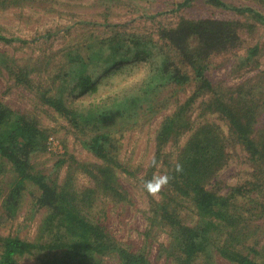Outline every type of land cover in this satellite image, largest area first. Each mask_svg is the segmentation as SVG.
Instances as JSON below:
<instances>
[{
    "label": "trees",
    "instance_id": "1",
    "mask_svg": "<svg viewBox=\"0 0 264 264\" xmlns=\"http://www.w3.org/2000/svg\"><path fill=\"white\" fill-rule=\"evenodd\" d=\"M16 1L0 0V4L8 7ZM194 1L184 0L178 9ZM205 1L245 19L185 18L172 27L160 23L148 35L116 34L97 49L89 46L92 50L85 55L69 51L70 69L65 67L57 79L71 78L72 83L60 86L57 94L49 86L35 83L32 74L36 68L23 66L0 51V68L15 85L36 92L44 106L64 116L74 137L100 161L79 163L72 154H65L55 164L57 172L69 167L62 183L57 172L38 170L34 158L47 152L51 133L33 114L14 110L0 99V172L3 169L12 175L2 204L4 214L13 218L26 193L34 196L33 191L37 195L32 207L47 211L34 240L0 234V264H22L23 260L29 264H107V259L118 264H162L153 254L156 242L157 256L164 257V264H218L217 258L231 264H264V77L260 85L246 81L225 87L208 76L217 56L232 57L244 46L245 33L253 35L259 26L264 28V14L225 0ZM256 1L264 5V0ZM0 41L28 42L1 33ZM247 51L239 68L258 69L262 48L257 44ZM141 62L146 72L132 82L134 93L100 104L78 103V99L98 93L102 84L113 82L117 74H137ZM189 87H193L190 97L165 117L156 134L154 159L174 179L163 188L160 199L151 200L143 243H122L93 210L100 195L119 200L126 196L118 169L127 170L118 160L117 136L140 119L161 113L167 105L161 108L160 103ZM200 98L199 117L216 116L226 128L214 121H193L192 112ZM186 134L190 137L180 150L167 151ZM62 141L69 149V141ZM239 151L253 167L252 179L223 193L220 172ZM177 162L183 165L181 173L174 171ZM73 169L87 174L93 186L80 187ZM157 171L151 163L144 181ZM161 232L167 233V243L158 241Z\"/></svg>",
    "mask_w": 264,
    "mask_h": 264
},
{
    "label": "rangeland",
    "instance_id": "2",
    "mask_svg": "<svg viewBox=\"0 0 264 264\" xmlns=\"http://www.w3.org/2000/svg\"><path fill=\"white\" fill-rule=\"evenodd\" d=\"M184 0H17L8 7L0 4V33L7 37H16L28 40L27 43L14 42L7 44L0 41V51L18 59V62L26 67L36 68L38 71L32 74L35 83L49 86L54 94L62 86L70 85L71 78L57 79L70 64L71 58L66 56L69 51H79L85 55L89 46L97 49L104 40L114 35L155 33L159 24L166 27L177 25L182 19L214 18L222 20L245 19L233 10L210 5L205 0H195L189 6L178 9V5ZM228 4L237 6H250L264 14V5L256 0H225ZM161 15H158V14ZM158 15V16H156ZM156 16V17H155ZM47 35H50L48 38ZM157 39V37L155 36ZM244 46L232 53V57L217 56L213 60V70L209 72V78L222 86L233 87L248 81L260 85L264 77V28L249 35H243ZM107 44V42H105ZM259 45L262 52L259 56L258 69H240L239 60L248 56V49ZM123 55L124 53H120ZM126 54V53H125ZM130 54H128L129 56ZM48 67L45 69V67ZM144 63L137 66L140 70L132 76H120L117 74L110 84H102L101 90L92 96L78 99V103L112 100L117 96L121 98L125 93H134L132 82L145 76ZM242 65V64H241ZM45 69V70H44ZM70 67H67V70ZM57 79V80H55ZM246 82V83H248ZM193 87L186 91L175 92L174 95H165L167 100L160 103L161 113L155 117L148 115L149 119H140L121 136H117L118 160L127 172L118 169V175L122 186L126 189L125 199L119 200L100 195L94 205V213L97 219L104 222L109 231L122 243L128 245H141L144 241L142 233L147 229L148 216L151 215L152 196L143 187L144 177L148 172L152 159L156 152V134L166 116L173 114L180 104H183L192 94ZM145 90V89H144ZM0 99L10 105L14 110L33 114L41 126L51 133L47 142L48 150L37 154L34 164L38 170L45 173H56V162L66 155L72 154L77 162L97 164L100 161L89 152L81 142L71 133L72 129L68 120L59 115L48 106H44L38 99L36 92L23 86L15 85L8 74L0 68ZM148 101V99L144 100ZM200 98L193 110V121L203 123L206 120L214 121L226 128L225 122L220 118L207 115L205 119L199 117L201 113ZM143 102V100H142ZM190 135L182 137L176 146L168 147V152L180 150L189 139ZM63 139L69 141V149L65 148ZM178 146V147H177ZM172 148V149H171ZM66 154V155H65ZM73 164V162H71ZM71 166V165H70ZM73 166H75L73 164ZM253 167L247 161L246 155H233L228 165L221 170L220 180L222 191L243 185L251 181ZM6 169V167H5ZM68 165L61 168L58 173L59 182L64 181L68 171ZM4 171V172H3ZM76 183L80 186H93L90 177L79 169H73ZM0 234L7 236L18 234L26 239L34 240L38 226L47 214L45 209L32 207L37 193H26V198L21 208L13 218H8L3 211L2 204L6 199L8 184L12 175L2 169L0 172ZM155 174H165L164 167L159 165ZM57 174H54L56 176ZM30 188V187H29ZM156 200L160 199V194ZM34 208V209H33ZM264 235V233H263ZM262 235V236H263ZM158 241L167 243V233L161 232ZM264 244V238L262 240ZM158 242L153 250L155 259L164 264L165 259L157 256ZM218 264H231L225 259L217 258ZM22 264H29L23 260ZM107 264H118L114 259H107Z\"/></svg>",
    "mask_w": 264,
    "mask_h": 264
},
{
    "label": "clouds",
    "instance_id": "3",
    "mask_svg": "<svg viewBox=\"0 0 264 264\" xmlns=\"http://www.w3.org/2000/svg\"><path fill=\"white\" fill-rule=\"evenodd\" d=\"M151 163L153 167H159L158 162L154 158L152 159ZM174 171L176 173H181L183 171V165L179 162L175 163ZM172 179H174V177L170 176L167 173L153 174L150 180H146L143 182V187L144 190L153 198H158L163 188L168 186Z\"/></svg>",
    "mask_w": 264,
    "mask_h": 264
}]
</instances>
